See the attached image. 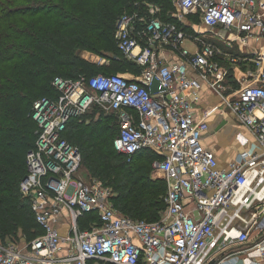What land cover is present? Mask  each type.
<instances>
[{
  "label": "built area",
  "instance_id": "built-area-1",
  "mask_svg": "<svg viewBox=\"0 0 264 264\" xmlns=\"http://www.w3.org/2000/svg\"><path fill=\"white\" fill-rule=\"evenodd\" d=\"M172 4V16L182 26L163 21L150 3L115 19L116 47L140 74L55 76L56 95L34 101L36 139L25 155L19 192L40 233L22 245L0 242V264H218L221 255L230 256L231 246L250 245L252 234L262 240L243 252L264 256V0ZM184 16L196 17L204 30ZM185 40L194 51L183 47ZM250 41L263 43L250 54L229 51ZM232 70L236 89L227 85ZM153 78L163 90L151 95ZM203 87L219 102L197 120L194 105ZM94 106L116 117V152L161 155L151 162L166 181L159 220L121 214L110 202V190L76 175L81 153L63 133L71 119ZM223 108L254 142L242 160L222 168L202 141L206 119L222 115Z\"/></svg>",
  "mask_w": 264,
  "mask_h": 264
},
{
  "label": "trees",
  "instance_id": "trees-1",
  "mask_svg": "<svg viewBox=\"0 0 264 264\" xmlns=\"http://www.w3.org/2000/svg\"><path fill=\"white\" fill-rule=\"evenodd\" d=\"M21 1L23 7L0 6V30L14 20V15H26L29 19L22 34L17 36L12 32L13 35L0 40V46L3 45L0 49L1 243L16 242L19 237L28 242L40 233L29 201L19 192V183L25 175V155L36 139V123L31 117L34 101L56 95L51 85L55 76L76 78L80 74L141 72L118 49L119 57L102 68L80 58L74 45L90 51L110 46L115 19L124 11L143 10V3L158 6L163 21L176 23L172 0ZM14 2L19 0L7 3L15 5ZM190 18L197 22L196 17ZM16 25L17 21L13 26ZM118 128L114 114L94 106L86 114L71 119L63 136L79 148L81 165L99 177L104 174L112 180L121 213L157 221L165 208L166 181L163 177L150 179L147 171L151 162L161 155L152 150H141L130 157L116 152L112 143ZM19 233L22 236L18 237Z\"/></svg>",
  "mask_w": 264,
  "mask_h": 264
},
{
  "label": "rangeland",
  "instance_id": "rangeland-1",
  "mask_svg": "<svg viewBox=\"0 0 264 264\" xmlns=\"http://www.w3.org/2000/svg\"><path fill=\"white\" fill-rule=\"evenodd\" d=\"M12 1L13 0H6V1L0 0V6H5L6 5L5 7H23V3H22L21 0H19V2H16V3L14 2L15 5L14 4L8 5L7 2H12ZM19 12H21V9L19 10ZM173 12H174V10H173ZM14 16H15V18H13L14 20H12V22H10L8 24H5L3 30H0V40H4L7 35H9V36L13 35L12 32H15V34H17V36H19L20 34L23 33V30H24V28L26 26V23L29 20L28 17L26 15L22 16V14H19V16L18 15L17 16L14 15ZM181 19L189 22L190 16H184V17H181ZM16 21H17V25L13 26L16 23ZM196 21L198 22L197 19H196ZM175 22H176V24L179 23L178 20H176ZM193 22L197 23L195 21H193ZM113 28H114V26H113ZM18 39H19L20 42L23 41L22 37H18ZM205 39L206 40H210L211 37L210 36H206ZM2 47H3V45L0 46V49ZM74 48L76 49L75 53H77V55L80 58H82V59H84V60H86L88 62L100 65L102 68H106L108 66V64H109L111 59H116V58L119 57V54L117 52V47H116L114 34H113V43L110 46H106L105 48L104 47H100L99 49H96V50H93V51L78 48V46H76V45H74ZM229 51L231 53H233V54H244V53H247L245 47H243V48L235 47L234 49H229ZM241 67L242 66H240V71H244V72L246 70L256 71V69L251 67V66L244 67L245 70H244V68L242 70ZM235 73H238V71L235 72ZM121 74H126L127 76H129V75H132L133 73H131L130 71H126V72H122ZM230 75L231 76L228 77L229 83L227 85H229V87L231 89H236L238 86L235 84V81L233 80V77H232V75H234V70H232L230 72ZM226 91L228 92L229 89H227ZM215 97L217 98V103H218L219 102L218 96L215 95ZM214 102H216V101L214 99H212L210 101V104H213ZM99 109L102 110L101 108H99ZM106 113L108 114V112H106ZM111 115H113V114L111 113ZM233 126H232V128L231 127L227 128L226 131H225V132H227L228 135L236 132L235 135H234L233 141L227 140L226 137L221 138L220 140H217L216 142L212 141V143H216V145L218 146V151H219V155L220 156H219V158L216 156V154H215V156L220 161L227 160L228 159V155H229V153L231 154L230 151H232V150H235V151H234V154H232L233 156L231 157V161L242 160L239 157L244 156L245 152H249L250 148L252 147V145L250 143V147L248 149H244L243 151H240V152L237 151V147L238 146L240 148H241V146L242 147L246 146V143H247L246 140L247 139L245 137H243L240 133H238L241 130L240 129L241 126L238 123H237V127L235 126V128H234ZM248 144H249V142H248ZM214 153L215 152H213V154ZM232 153H233V151H232ZM147 173H148V176L150 177V179H156V178L163 177L160 173L155 172L152 169H148ZM96 174H98V173H96ZM96 174H93L91 171H89L85 167V165H83V164L81 165L80 170L76 173V175L78 177H80L82 180H85L86 182L98 184L102 188H106V189L110 190V202L113 204L114 208L118 212H120L118 207H117V204L119 203V201L116 200V198H115L116 195H117L116 191L111 186L112 180L111 179L109 180L108 178H106L104 176V174H100V177L97 176ZM162 213H163V211L161 212L160 217H161ZM121 214H123V213H121ZM160 217H159V219H160ZM19 236H22V234L19 233L18 237ZM23 241H24V239L22 237H19L16 242L18 244L22 245Z\"/></svg>",
  "mask_w": 264,
  "mask_h": 264
},
{
  "label": "crops",
  "instance_id": "crops-1",
  "mask_svg": "<svg viewBox=\"0 0 264 264\" xmlns=\"http://www.w3.org/2000/svg\"><path fill=\"white\" fill-rule=\"evenodd\" d=\"M191 17V16H190ZM189 21H192L191 18ZM194 21V20H193ZM186 23H188V21H185ZM197 24V27L200 29V30H204V26L200 23H196ZM263 42L262 41H259L256 42V41H250L249 44L245 47L246 48V51L250 54L252 53L254 50H256L258 47L260 48L262 45ZM264 45V43H263ZM183 47L187 48L189 51H194L195 50V47H194V44L189 41V40H185L183 42ZM172 60L174 61H177L178 60V56H172ZM244 67H241V69H243ZM245 70V68H244ZM214 99L216 102H214L213 104H210V101ZM217 103V98L215 97V95L213 93H211L210 91H208L205 87L202 88L201 92H200V100L198 101V103H196L194 105V114H195V117L197 120H202L203 119V112L205 111V109L207 108V106L209 105H214ZM224 110V113L222 115H219V114H215V115H212L210 117H208L206 119L208 125H209V128H208V131L207 133L205 134L204 136V139H203V145L208 149L210 150L212 153H214V155L216 154V156L219 158V151H218V146L216 145V143H212V141H217V140H220L221 138H224L226 137L227 140H231L233 141L234 139V135L236 132L228 135L226 131L227 128H232V126L235 128V126L237 127V121L235 120L234 116L228 111L226 110L225 108H223ZM222 123H224L222 125V127L219 129V130H216V127H218V125H221ZM239 124V123H238ZM240 125V124H239ZM240 131L238 133H240L243 137H245L247 140H246V146L245 147H242L241 148L238 146L237 147V151H243L244 149H248L250 147V143L251 145L253 144L254 140L252 138V136L250 135L249 131L242 125H240ZM223 136V137H222ZM253 141V142H252ZM249 142V144H248ZM233 151V153H232ZM230 151L231 154L229 153L228 155V159L225 160V161H220L218 160L219 162V165L220 167H227L228 163L231 162V157L233 156L232 154H234V151L235 150H232ZM261 236L259 235H256V234H252L251 235V238H250V245H254L255 243L259 242L262 240V238H260ZM264 239V237H263ZM250 245H244V246H241V245H233L231 246L232 249H231V252L229 251L228 254H230V256L228 258H226L227 254H224V255H221L220 256V260L224 259L222 261V263H218V264H264V256L263 257H252V258H249L248 257V253L250 254V252H243V250L245 251L246 249H248V247ZM235 258V259H234Z\"/></svg>",
  "mask_w": 264,
  "mask_h": 264
},
{
  "label": "water",
  "instance_id": "water-1",
  "mask_svg": "<svg viewBox=\"0 0 264 264\" xmlns=\"http://www.w3.org/2000/svg\"><path fill=\"white\" fill-rule=\"evenodd\" d=\"M149 89H150L151 95L163 90V88L160 86V84L156 78L152 79L151 84L149 86ZM223 124L224 123H222L221 125H218V127H216V130H219ZM208 264H214V262H209Z\"/></svg>",
  "mask_w": 264,
  "mask_h": 264
}]
</instances>
